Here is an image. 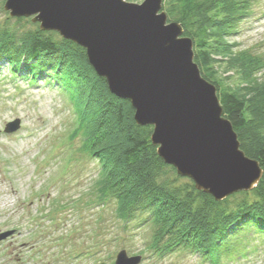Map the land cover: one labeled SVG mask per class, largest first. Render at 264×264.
<instances>
[{"label":"trees","instance_id":"1","mask_svg":"<svg viewBox=\"0 0 264 264\" xmlns=\"http://www.w3.org/2000/svg\"><path fill=\"white\" fill-rule=\"evenodd\" d=\"M251 1L162 0L168 21L179 24L183 37L192 41L194 62L216 87L240 149L262 170L253 190L220 202L162 161L151 143L152 127L136 124L130 102L111 94L84 49L37 25L26 32L0 28V66L12 80L45 81L65 92L84 150L100 163L101 195L116 201L125 220L149 215L154 227L149 249L158 256L179 250L218 264L219 245H227L228 252L232 236L252 230L264 236V79L258 77L264 60L236 51L230 42L239 23L251 17Z\"/></svg>","mask_w":264,"mask_h":264},{"label":"rangeland","instance_id":"2","mask_svg":"<svg viewBox=\"0 0 264 264\" xmlns=\"http://www.w3.org/2000/svg\"><path fill=\"white\" fill-rule=\"evenodd\" d=\"M4 3L0 28H35L30 19L11 18ZM251 3V17L230 42L264 60V0ZM258 77L264 79V69ZM16 120L19 129L5 134ZM76 128L64 91L45 81L12 80L0 66V234L15 231L0 241V264H115L121 252L140 257L139 264H212L198 253H153L149 215L125 220L116 201L101 195L100 163L84 150ZM229 242L228 252L219 245L218 264H264L263 235L246 231Z\"/></svg>","mask_w":264,"mask_h":264},{"label":"water","instance_id":"3","mask_svg":"<svg viewBox=\"0 0 264 264\" xmlns=\"http://www.w3.org/2000/svg\"><path fill=\"white\" fill-rule=\"evenodd\" d=\"M4 10L84 49L111 94L130 102L136 124L152 127L157 155L197 191L220 202L257 186L258 162L240 149L216 87L194 62L192 41L168 21L162 0H5ZM19 124H7L5 134ZM140 261L121 252L115 264Z\"/></svg>","mask_w":264,"mask_h":264},{"label":"flooded vegetation","instance_id":"4","mask_svg":"<svg viewBox=\"0 0 264 264\" xmlns=\"http://www.w3.org/2000/svg\"><path fill=\"white\" fill-rule=\"evenodd\" d=\"M15 232V231H14ZM12 238V237H11Z\"/></svg>","mask_w":264,"mask_h":264}]
</instances>
